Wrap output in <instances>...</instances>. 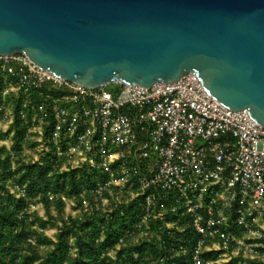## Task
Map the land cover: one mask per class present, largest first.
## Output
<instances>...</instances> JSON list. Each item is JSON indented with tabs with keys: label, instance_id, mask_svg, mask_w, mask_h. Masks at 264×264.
<instances>
[{
	"label": "built area",
	"instance_id": "built-area-1",
	"mask_svg": "<svg viewBox=\"0 0 264 264\" xmlns=\"http://www.w3.org/2000/svg\"><path fill=\"white\" fill-rule=\"evenodd\" d=\"M0 73L3 96L22 94L25 140L35 144L28 160L53 148L61 171L105 174L94 189L102 208L141 197L138 236L152 219L189 227L197 235L189 264H264V123L215 101L192 73L147 87L88 88L21 53L0 56ZM11 120L6 107L2 123Z\"/></svg>",
	"mask_w": 264,
	"mask_h": 264
},
{
	"label": "water",
	"instance_id": "water-1",
	"mask_svg": "<svg viewBox=\"0 0 264 264\" xmlns=\"http://www.w3.org/2000/svg\"><path fill=\"white\" fill-rule=\"evenodd\" d=\"M14 53L88 88L192 73L264 123V0H0V56Z\"/></svg>",
	"mask_w": 264,
	"mask_h": 264
},
{
	"label": "trees",
	"instance_id": "trees-1",
	"mask_svg": "<svg viewBox=\"0 0 264 264\" xmlns=\"http://www.w3.org/2000/svg\"><path fill=\"white\" fill-rule=\"evenodd\" d=\"M3 79L0 73V122L6 107L12 120L0 128V142L11 140L9 148L0 144V264H189L197 240L189 227L166 229L162 220L152 219L148 234L138 236L141 197L102 208L94 189L107 181L105 174L85 166L61 171L53 148L28 160L24 151L35 144L25 140L22 94L3 96ZM68 201L74 216H64ZM35 204L44 215L32 208ZM47 228L56 229L53 238L45 234ZM127 231L131 235L125 237Z\"/></svg>",
	"mask_w": 264,
	"mask_h": 264
},
{
	"label": "rangeland",
	"instance_id": "rangeland-1",
	"mask_svg": "<svg viewBox=\"0 0 264 264\" xmlns=\"http://www.w3.org/2000/svg\"><path fill=\"white\" fill-rule=\"evenodd\" d=\"M118 86V85H117ZM112 88H116L113 84L109 85L107 89H112ZM8 123H2L0 122V128L5 130L7 128ZM0 144H4L6 147H10L11 145V140L7 139L4 141H1ZM30 158L32 159H36L40 156V151L39 150H35V151H30L29 154ZM33 209H36L38 211V213L40 215H44V209L42 208V206L40 204H35L32 206ZM71 214L72 216H74L76 214V211L71 210V203L68 201L64 210V216H66L67 214ZM56 232L55 228H47L45 230V234H47L50 237H54V234Z\"/></svg>",
	"mask_w": 264,
	"mask_h": 264
}]
</instances>
